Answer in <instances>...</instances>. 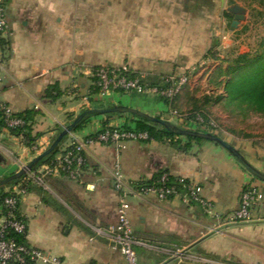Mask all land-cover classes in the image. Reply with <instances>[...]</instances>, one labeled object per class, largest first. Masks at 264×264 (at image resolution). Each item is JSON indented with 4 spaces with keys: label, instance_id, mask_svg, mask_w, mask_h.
I'll list each match as a JSON object with an SVG mask.
<instances>
[{
    "label": "crops",
    "instance_id": "obj_1",
    "mask_svg": "<svg viewBox=\"0 0 264 264\" xmlns=\"http://www.w3.org/2000/svg\"><path fill=\"white\" fill-rule=\"evenodd\" d=\"M3 2L9 32L2 36L8 45L0 44V103L15 114L36 112L32 136H41L30 147L9 132H0V181L45 152L59 131L85 109L124 106L167 119L166 104L156 95L94 96L90 73L99 66L126 65L146 84L160 86L169 75L181 74L200 61L211 38L206 21H192V0ZM53 86L61 93L57 100L45 96ZM124 126L134 130L132 115L93 117L60 148L65 152L107 128ZM218 137L246 151L247 156L242 155L264 173V144L232 135ZM181 141L180 146L166 140L130 141L124 148L92 145L86 148L87 165L79 181L54 177L30 181L20 205L28 224L27 243L67 264H109L107 257H121L125 264L122 253L97 232L117 220L113 171L119 163L129 183L149 182L162 172L196 183L220 215L237 211L249 187L263 194L252 210L251 222L215 232L210 230L215 222L199 205L180 198L161 201L153 195L132 199L129 216L141 262L150 264L147 257H155L152 264H198L197 260L264 264V182L216 143L192 142L184 151L187 140L182 137ZM4 192H0V204Z\"/></svg>",
    "mask_w": 264,
    "mask_h": 264
},
{
    "label": "built area",
    "instance_id": "obj_2",
    "mask_svg": "<svg viewBox=\"0 0 264 264\" xmlns=\"http://www.w3.org/2000/svg\"><path fill=\"white\" fill-rule=\"evenodd\" d=\"M9 32L6 7L0 0V35ZM133 70L128 66L119 68L100 66L92 70V87L94 96L108 97L119 92L152 94L161 99H174L181 94L187 84L186 75H169L164 79L165 86L152 87L145 83L144 79L132 76ZM0 117L2 125L0 132H9L26 125V122L17 117L7 106L0 103ZM177 115V113H174ZM185 122L189 119L186 117ZM201 126H206L205 119L198 115L195 119ZM209 127L216 129L217 126L209 121ZM17 137V136H15ZM17 138L24 142L23 136ZM130 141L149 142L147 133L127 131L122 129H106L95 136L88 138L82 143L73 144L63 155L58 156L52 163L42 166L36 172L29 173L26 178L15 185L5 189L0 204V264H67L64 259L50 252L32 247L27 243L28 224L25 217L20 213V205L28 190L26 183L29 181L41 182L45 177L66 178L70 181H79L82 172L87 165L86 148L92 145H115L124 148V144ZM114 189L118 194V209L116 223L105 229H97L99 235L105 237L113 249L119 250L125 264H147L140 261L135 247L139 244L134 235L130 220L132 199H140L144 196L153 195L161 201L180 198L187 204L199 205L204 213L215 222L210 230H220L223 226L248 223L252 221L253 208L263 200V194L255 187L245 189L241 196L240 207L237 211L220 215L215 211L213 203L203 198L200 187L183 177H174L164 173L151 185L144 181L127 182L123 169L119 163L113 171ZM94 188V186L88 187ZM17 237H22L26 242L20 243ZM183 259V257H178ZM198 264H203L197 260ZM215 264H236L230 262H217ZM261 264V263H257Z\"/></svg>",
    "mask_w": 264,
    "mask_h": 264
},
{
    "label": "rangeland",
    "instance_id": "obj_3",
    "mask_svg": "<svg viewBox=\"0 0 264 264\" xmlns=\"http://www.w3.org/2000/svg\"><path fill=\"white\" fill-rule=\"evenodd\" d=\"M234 6L245 9V18L236 27H232L235 15L229 12ZM190 7L192 21L199 19L201 24L206 21L211 38L208 37L207 52L200 61L189 70L174 74L186 75L188 81L174 103L175 108L166 106L168 116L164 120H173L182 129H202L196 120L185 122L183 119L199 112L207 114L217 126L210 129L216 136L232 135L254 145L264 144V113L232 101L226 90L228 81L235 77L232 73L235 60L242 56L254 57L264 50V0H192ZM161 85L165 86V82ZM206 97L212 101L207 103ZM217 97L222 100L213 102ZM239 151L247 156L243 149ZM147 258L148 263L155 262V257ZM107 261L123 264L121 257H107Z\"/></svg>",
    "mask_w": 264,
    "mask_h": 264
},
{
    "label": "trees",
    "instance_id": "obj_4",
    "mask_svg": "<svg viewBox=\"0 0 264 264\" xmlns=\"http://www.w3.org/2000/svg\"><path fill=\"white\" fill-rule=\"evenodd\" d=\"M0 44L3 47L8 45L7 41L3 39L1 35H0ZM99 67H96L95 69ZM232 73L235 75V77L230 79L226 85V90L229 98L240 105H246L247 107L253 109L257 113H264V50L262 53L257 54L254 57L242 56L237 58L235 60V68L232 70ZM132 76L139 77V73L133 71ZM93 89L94 87H92V93L94 95ZM119 93L125 94L123 92H119ZM45 96L47 98L57 100L61 97V93L57 90L56 87L53 86L47 89ZM178 97L179 96H177L174 99H162V100L164 101L166 106L169 107V109H173L175 108L174 103ZM205 100L207 103L212 101L210 97H206ZM221 100L222 97H217L216 99L213 100V102L219 103ZM198 115L202 116L206 121V126H201L202 129H198V132H212L210 130L212 128L209 127L210 118L207 114L196 112L186 118L189 120L192 119L194 121ZM1 116L2 113L0 112V117ZM16 116L23 119L26 122V125L24 127L11 130V134L17 137L23 136L27 140L28 146L32 147L35 144L36 140L41 136V135H37L35 137L32 136V126L34 124L36 112L27 111L23 114H16ZM133 118L136 123L134 131H137L139 133H147L150 138L149 142L166 140V141H170L171 144L175 146H180L182 144L181 136H177L172 132L166 130L164 127L156 125L144 119L135 116H133ZM89 120L90 118L85 119L79 125V127L76 129L75 132L79 131ZM0 125H2L1 120H0ZM107 129H111V128H107ZM119 129L132 131V129L129 128L128 126H124L123 128H119ZM185 139L187 140V144L182 147L184 151H187L190 148L192 142L204 141L203 139H195L191 137H185ZM60 147L56 149L51 155L44 158L40 162V164L35 168V170H37L42 166L52 163L58 156L63 155L65 152H63ZM164 173L167 172L160 173L154 179H152L149 182H146L145 184L146 185L153 184ZM25 178L26 176H24L20 181L13 183L12 185L22 182ZM30 185H31L30 181L27 182L25 185L28 191L30 190L29 188ZM4 190H0V192L2 193ZM17 240L20 243L26 242V240H24L22 237H17Z\"/></svg>",
    "mask_w": 264,
    "mask_h": 264
},
{
    "label": "water",
    "instance_id": "obj_5",
    "mask_svg": "<svg viewBox=\"0 0 264 264\" xmlns=\"http://www.w3.org/2000/svg\"><path fill=\"white\" fill-rule=\"evenodd\" d=\"M229 12L236 15L235 20L233 21L232 27H236L240 21L244 20L245 9L239 6H234L229 9ZM114 114H129L156 125L164 127L166 130L172 132L173 134L181 137H191L195 139H203L213 143H216L226 149L233 157L237 159V161L242 165V167L248 171L255 179L264 182V173L257 170L253 165H251L245 157L236 150L233 146L219 138L218 136L210 133V132H198L195 130L182 129L177 127L172 122L156 117H152L146 113L138 111L136 109L124 107V106H113V107H103L98 108L94 107L92 109H85L82 111L77 118L69 125L65 126L61 131H59L56 140L53 144L42 154L37 156L33 161H31L28 165L24 166L18 173L0 181V190L7 189L13 183L20 181L24 176L28 175L35 171V168L40 164V162L51 155L56 149H58L65 139H67L70 135H72L79 125L87 118L100 117V116H109Z\"/></svg>",
    "mask_w": 264,
    "mask_h": 264
},
{
    "label": "flooded vegetation",
    "instance_id": "obj_6",
    "mask_svg": "<svg viewBox=\"0 0 264 264\" xmlns=\"http://www.w3.org/2000/svg\"><path fill=\"white\" fill-rule=\"evenodd\" d=\"M235 18H236V15H235Z\"/></svg>",
    "mask_w": 264,
    "mask_h": 264
}]
</instances>
